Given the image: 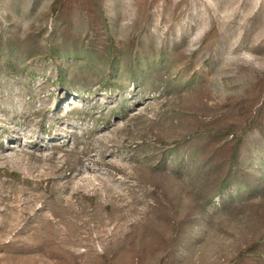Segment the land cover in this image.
<instances>
[{"label":"rangeland","instance_id":"rangeland-1","mask_svg":"<svg viewBox=\"0 0 264 264\" xmlns=\"http://www.w3.org/2000/svg\"><path fill=\"white\" fill-rule=\"evenodd\" d=\"M0 264H264V0H0Z\"/></svg>","mask_w":264,"mask_h":264},{"label":"trees","instance_id":"trees-1","mask_svg":"<svg viewBox=\"0 0 264 264\" xmlns=\"http://www.w3.org/2000/svg\"><path fill=\"white\" fill-rule=\"evenodd\" d=\"M7 174H9L11 177H14L17 180H19L20 178V176L17 173H13V174L7 173Z\"/></svg>","mask_w":264,"mask_h":264}]
</instances>
